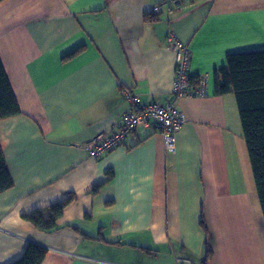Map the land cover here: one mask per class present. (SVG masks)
Segmentation results:
<instances>
[{"label":"crops","instance_id":"crops-1","mask_svg":"<svg viewBox=\"0 0 264 264\" xmlns=\"http://www.w3.org/2000/svg\"><path fill=\"white\" fill-rule=\"evenodd\" d=\"M163 1L0 3V63L21 111L0 121L13 182L0 192V264L29 243L46 250L41 264H204L201 212L205 264H264L237 102L214 95V71L227 54L264 50V0H190L146 20ZM169 32L189 47L190 76L207 77V97L171 96ZM121 89L143 103L173 101L186 119L173 150L151 124L89 157L86 144L129 109ZM68 196L74 200L52 233L22 218Z\"/></svg>","mask_w":264,"mask_h":264},{"label":"trees","instance_id":"trees-1","mask_svg":"<svg viewBox=\"0 0 264 264\" xmlns=\"http://www.w3.org/2000/svg\"><path fill=\"white\" fill-rule=\"evenodd\" d=\"M4 0H0V3ZM189 3V2H188ZM152 13V12H151ZM146 20L154 21L156 17L146 15ZM84 50L79 47L62 58L66 62ZM199 77H190L191 85L197 84ZM233 94L241 124V133L245 142L247 156L250 163L254 186L262 212L264 223V50L231 53L226 56V64L214 71V95L216 97ZM21 111L0 63V121L17 115ZM111 173L109 178H111ZM13 185L7 171L5 158L0 147V192L10 189ZM99 186L92 189L97 192ZM74 196L25 213L22 218L35 230L43 233H52L59 229V220L66 207L72 203ZM199 226L206 245L204 264L211 257L208 249L207 237L209 231L205 224L202 212ZM77 230L76 228H73ZM46 250L40 246L27 244L20 258L10 264H41Z\"/></svg>","mask_w":264,"mask_h":264},{"label":"built area","instance_id":"built-area-1","mask_svg":"<svg viewBox=\"0 0 264 264\" xmlns=\"http://www.w3.org/2000/svg\"><path fill=\"white\" fill-rule=\"evenodd\" d=\"M190 0H165L152 8V13L157 14L162 8L170 11L180 9ZM168 50L174 59V78L171 88L173 99L178 97L205 98L206 76L198 80L196 86L190 83L191 53L188 45L184 44L173 32H169L165 40ZM122 96L129 104V109L123 113L120 122L108 132H100L86 144L89 157L98 158L117 148L131 132L139 128L155 124L161 131L165 147L174 149L176 134L185 124V117L174 106L173 101L166 103H143L137 95L128 89H121Z\"/></svg>","mask_w":264,"mask_h":264},{"label":"rangeland","instance_id":"rangeland-1","mask_svg":"<svg viewBox=\"0 0 264 264\" xmlns=\"http://www.w3.org/2000/svg\"><path fill=\"white\" fill-rule=\"evenodd\" d=\"M147 248H152V247H147ZM147 248H144V249L147 250Z\"/></svg>","mask_w":264,"mask_h":264}]
</instances>
